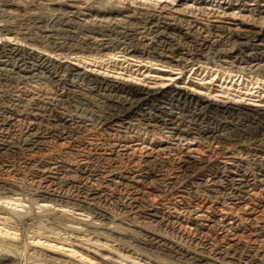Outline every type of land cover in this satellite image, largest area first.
Wrapping results in <instances>:
<instances>
[{
    "label": "bare ground",
    "instance_id": "obj_1",
    "mask_svg": "<svg viewBox=\"0 0 264 264\" xmlns=\"http://www.w3.org/2000/svg\"><path fill=\"white\" fill-rule=\"evenodd\" d=\"M89 1L81 2L88 6ZM154 2L164 3V8L186 5L179 14L191 13L188 18L195 11L205 14L213 4L219 10L227 6L264 15V0ZM61 4L53 10L61 13L62 20L74 11H90L86 6ZM115 5L101 4L96 13L118 16ZM129 7L126 18H136L139 12ZM15 11L6 8L2 15L12 18ZM149 14L141 19L145 20L142 29L155 34L152 46L142 45L136 39L142 32L132 26L121 32L123 44L129 45L122 50L130 59L145 57L149 63L183 70L187 61L197 64L212 54L218 62L226 61L215 62L214 67L241 79L248 75L255 85L264 81L260 26L234 30L199 23L207 36L198 37L191 43L193 49L183 55L182 46H174V36L167 37L166 32L192 42L191 31L197 27L192 25L197 22L184 20L187 32L183 34L185 28L178 26L177 18ZM34 20L32 24L45 23L42 17ZM3 22L0 202L6 207L0 206L4 215L0 217V264H11L19 256L21 264H117L118 260L123 264H264V106L216 102L181 87L144 88L56 59L115 51L117 46L113 49L111 43L94 44L116 33L111 26H95L97 30L88 32L78 46L51 42L50 50L48 41L56 31L52 34L54 29L46 28L53 22L45 24L44 36L35 40L20 38V31ZM65 23V32L72 34V24ZM33 206L47 216L65 218L64 224L55 225L46 215L37 214L43 230L60 231L66 237L53 240L42 230L30 233L12 225V218L21 213L16 209L32 212ZM77 243L102 254L92 255ZM95 257L100 263L92 262Z\"/></svg>",
    "mask_w": 264,
    "mask_h": 264
},
{
    "label": "rangeland",
    "instance_id": "obj_2",
    "mask_svg": "<svg viewBox=\"0 0 264 264\" xmlns=\"http://www.w3.org/2000/svg\"><path fill=\"white\" fill-rule=\"evenodd\" d=\"M5 1H7V2H5ZM15 1H16V3L18 2L19 4L17 3V5H16ZM81 1L84 2V1H89V0H24V1L23 0H11V2H10V0L9 1L8 0H0V16H1L0 17L1 21L0 22H3L5 20L4 22H6V24H8V26L10 24V27H15L17 29V30H15V32L20 31V33L19 32L18 33L20 34V36L22 35L20 38L25 36L24 38H26V37L29 38L30 37L29 39L33 38V40H35L37 38L40 39L42 36H44V34H42L41 32H42V30H44L46 28V26H45V24H47L46 22L50 21V19L53 17L51 19V21L49 22V24H47V26L52 24L51 22H53L54 25L52 24V25H50L49 27L46 28V29L50 28L48 30H51V31L54 29V31H52V34L56 31L55 34H53L54 35V39L52 38L50 41H48V47L50 48V50H51V47L53 46L52 43H65L66 42V44L70 43L69 45H71V43H72V45L78 46L84 41V39L86 40L88 38L87 34L91 30H97L100 26L103 27V25H104V27H106V26L110 27L111 26V28L112 29H116L115 32L116 33L118 32V33L117 34L115 33L114 35L110 34V37H109V39H111L110 41H109V39L107 37L102 38V39H104V41L102 39L98 38L99 42L96 40V42L94 41V44L100 45L102 43H108V44L111 43V45L110 44L109 45L113 46V49L116 46H117V48L120 46L118 48L119 50L116 48L115 51H113V52H105V53L102 54V56L99 55L100 57L99 56H93V57L90 58V57H88V55H84V57H83V55H81V54L73 53L72 55H68L67 58H63L62 59L60 57L61 59L60 58H56V59L62 60V62L75 64L77 67H80L82 69H85L87 71H90V72H92L94 74H97V75H100V76H103V77L126 81L128 83L133 84V85H137V86L144 87V88L167 89V88H171V87H181V88L189 90V91H191V92H193L195 94H198L200 96L208 97L209 99H211L213 101H216V102L234 103V104L236 103V104H242V105L243 104L244 105L251 104L252 106H264V81L258 82V84L255 85V80H252V82L250 83V80H248V79H252V78H250V76H248V75L247 76L243 75L242 76L243 79H241V76L238 75V74H235V73L228 74V72L224 71V69H219V67H214V63L215 62L216 63H224L226 61L219 60V62H218V58H215L214 55H212V54H210V56L208 55L205 58V61H204V59L199 60L197 62V64H195L196 61H193V62L192 61H187L186 62V63H188L187 67L185 69H183V70H179V68H177V67L170 68L169 66L162 65V64H160L159 62H156V61L155 62L152 61L151 63H149L150 60H147L145 57H144L145 59L143 58V60L140 61L139 59H130L128 56L124 55L125 52L122 50V49H124L123 46H126L125 48H128L129 45H125L127 43L123 44L122 33H127V31H128L127 29L130 30L131 26H132V27H134L132 29H136L140 33L142 32V34L137 36L136 39H139V41L142 43V45H145L147 47L148 46H152V43L156 41V40H154L152 38V37H154L155 34L150 33V31H148V34H147V31L142 29L143 25H145V20L143 21L142 19L147 18V17H144V16H148L149 13H150L149 15H151V14L153 15V13H154L155 16H160L161 15V16H164V17L165 16L174 17L175 19L176 18L178 19L177 22H180L178 24V26H180V27H182V29H184L185 25H186L184 20H186L188 18L186 15L190 14L189 16H192L191 13H186V12H182L181 14H179V10H181L182 8H186V5L182 6V5L178 4V5H173L172 8H171V6H169L167 8H164V6H163L164 3H159L158 5H156L154 0H149L151 2H145V1H148V0H145V1L144 0H122L121 1L122 3L119 2L120 0H90L92 5H90L91 3L89 1L88 4L89 3L90 4L87 6L85 4H82ZM132 2H133V4H132ZM12 3H13V6H12ZM14 3H15V5H14ZM60 3H62L63 5L66 4V5H69V6L70 5L72 6L73 4L75 6H81V7L86 6V7H88V9H90V11L85 10V9H81L80 11H78V12L74 11V13L68 14L67 16L64 15L65 17L68 18L70 24H72V25H70L71 28H72L70 30L72 32V34H68L67 35V33L65 32L66 28L63 26V25L66 24L65 21L67 22L68 20H64V19L62 20L61 16H60L61 13L60 14L58 13L59 14L58 15L57 11H55L56 13L54 12V10H58L59 9V6H60L59 4ZM20 4L23 5L25 8L22 7V6H21L22 7L21 8L19 6ZM101 4H102V6H110V4H112V5L116 4L115 6H112V7H113V9H115V12H119L120 14L118 16L117 15L113 16L114 18L111 17V16H109V17L102 16V14H99V13L97 14L96 11L102 10V9H100L102 7ZM117 4H118V6L119 5L120 6L117 7ZM188 5L190 6L191 4H188ZM214 5L215 4L210 5L208 7V11L205 13V14H207L209 12V14H207V15L202 14V13H200L198 11H195L194 14H193L194 17L193 18L192 17L188 18V20H190V21H192V19H194L193 21L197 22V23H194V25H192V26L195 27L199 23L200 24L203 23V25L204 24L205 25H209L210 24V26L215 24V25H226L227 27H230V28H232L234 30H238V29H241V28H244V27H250L252 24H254L256 26H260L261 30L264 32V22L261 21L262 17H264L263 14H258L256 12H254L252 14H249L246 11H242V12L239 11V10L237 11L236 9L228 8L227 6H223V8H221L219 10L218 8L213 7ZM89 6H91L92 8L94 7L93 8L94 11H92L91 7L89 8ZM131 6L133 8L135 7L133 12L136 11L137 13L138 12L139 13L138 14L136 13L137 15L135 14L136 18L127 19L126 15H125V12H126L125 9H127L129 7L132 10ZM14 7H16V9ZM115 7L116 8H120V9H116ZM6 8L14 10V11L16 10L17 12L15 11V13H14L15 15H11L12 18L10 16L6 17L5 15H2V11L5 10ZM1 9H2V11H1ZM123 9H124V11H123ZM194 9L195 8H193V10ZM23 10H25V11L23 12ZM29 10H31V11H29ZM32 13H36V14H34L35 16ZM100 13H103V11H100ZM146 13H147V15H145ZM25 14L28 15L29 17L25 16ZM38 14H40L42 16H40ZM51 14H54V15H51ZM22 15L25 17V19H24V17H22ZM32 15H33V18H32ZM14 16H15V18H14ZM37 16L39 18L42 17V19L45 21V23L44 24L42 23L43 25L42 24H38L39 26L35 23L37 25V28H36V25L32 24V23H34V21H35L34 18H38ZM48 17H49V19H48ZM101 17H102V19H101ZM137 17H138V19H137ZM21 18H23L24 20L21 19ZM109 18L110 19L112 18V20H110ZM8 19H10V20H8ZM46 19H47V21H46ZM105 19H106V21L108 23L105 21ZM12 20L16 21V25H15V21H14V24H13ZM19 20H21V21H19ZM29 20H31V21H29ZM55 20H56V22H55ZM70 20H72V22ZM28 21H29V23H28ZM11 22H12V24L14 26L11 24ZM3 23H1V24H3ZM58 23L59 24L61 23L62 26L59 25ZM94 23L96 25H94ZM181 23L182 24L185 23V24L182 25ZM28 25H30V26L32 25L33 27L29 26L30 27V29H29ZM21 26H24V27H22L23 29H26L27 27L28 28L26 30H23V29L20 30ZM95 26H96L97 29L95 28ZM97 26H99V27H97ZM89 27H90V29H89ZM200 27H201V25L197 26L194 29L195 32H192L193 30L191 31V36L193 38H191V37L190 38L193 39L192 42H190L191 40H189V41L182 40L181 37H179L180 35L177 34V33H174V32H166V34L168 33L167 37L169 35H170L169 37H171V36L173 37L174 36L173 37L174 40L172 39V44L174 46L177 45V47H181L182 46L181 48L183 50L181 51V54L184 55V54H186V52H189V51H191L193 49V48L190 47V46H192L191 43L195 42L196 39L198 40L200 37H203V35L207 36L206 33H204L202 30H199ZM18 28H19V30H18ZM56 28H59V29L56 30ZM111 28H110V30H112ZM186 28L184 30H182L183 34H185L187 32ZM146 29H149V28L146 27ZM197 30L199 32H197ZM32 31H34L35 34ZM22 32L26 33V35L23 34ZM145 33H146V35H145ZM118 34L120 36H118ZM173 34H175V35H173ZM193 34L194 35L197 34V35L194 37ZM60 35H62V36H60ZM116 35L119 37L118 38L119 40L117 39ZM35 36H36V38H35ZM37 36H39V37H37ZM67 36H69L70 38L67 37ZM114 36H115V38H114ZM112 38H114V39H112ZM177 38H180L181 41H180V39H177ZM55 39H57V40H55ZM74 39H76V40H74ZM78 39H80V40L78 41ZM71 40H73V41H71ZM101 40L103 42H100ZM90 41L92 43V40H90ZM185 42H187V43H185ZM34 43H35V41H34ZM146 43H147V45H146ZM36 44L38 45L37 42H36ZM185 46L186 47L189 46L190 48L188 47V49H187ZM108 53H110L111 55L108 54ZM104 54L105 55L107 54V55L105 56ZM73 55L74 56L76 55L77 57H74ZM69 56H71V57H69ZM52 57H53V55H52ZM96 57H97V59H95ZM114 57H115V59H114ZM211 58H213L214 60L211 59ZM189 63H193V64L191 65ZM225 67H227V66H224V68ZM16 198L17 197H15L14 199H16ZM1 204H0V206L6 207L5 204H2V205ZM23 206H25V208H27V205H23ZM34 207L35 206H33V208ZM7 208L9 209V207H7ZM33 208H32L33 211L31 210L32 212H30V211L26 212V211H24L25 209L21 210L20 208L16 209L17 211H21V213H20V215H18V216L15 215L14 218H12V220H11L12 221V225L14 224L15 226H17L19 224L17 227L18 228L20 227V230L21 229L23 231L26 230L25 232H30V233H34V232L40 233V231L42 230V232L45 233L44 234L45 236L48 235L49 237H51V239L53 238V240L56 239V237L57 238H61V239L66 237L65 234L63 232H60V231L57 232V233L55 232L53 234V232H51L49 230H46L47 232L45 230H43L41 228L42 224H40V222L38 223V221H39L38 216L40 215L39 213H41V211L37 210V208H34V209ZM42 213H41L40 216H43V218H44L45 215H46L45 219L49 223H53L55 225H60L59 223H61V225H62V224H64L66 222L65 218H56L55 216L53 217L52 214H50L51 215V217H50V215L47 216V214H48L47 212H46V214L43 213L44 215ZM37 214H38V216H37ZM3 216L4 215L0 214L1 218ZM73 216H75V215H73ZM54 218H56V219L53 220ZM75 218L76 219H81L82 218L83 220L87 219L86 217H82V216L79 217L78 215H76ZM37 225H38L39 228L36 227ZM52 244H56V242H52ZM77 245L80 246V247L84 246V245H81V244H78V243H77ZM83 248L84 249H89V246H84ZM89 250H90V252H92L91 253L92 255L96 253V256H100L102 254L101 251H98V250L95 251L94 248H90ZM77 251H80V249H77ZM91 254L86 253L85 255H87V256H89V258H91L92 257ZM19 257L17 259H14L11 262V264H21V257L20 258ZM75 261L78 262V260H75ZM119 261L120 260H118L117 264H119L121 262V261L120 262ZM92 262L93 263L94 262L100 263V260L98 259V257H95V260L92 259ZM123 263L124 262H122L120 264H123ZM89 264H92V263H89Z\"/></svg>",
    "mask_w": 264,
    "mask_h": 264
}]
</instances>
